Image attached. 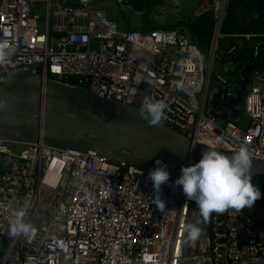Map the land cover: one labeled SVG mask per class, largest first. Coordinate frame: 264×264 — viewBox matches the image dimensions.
Returning a JSON list of instances; mask_svg holds the SVG:
<instances>
[{
	"label": "built area",
	"instance_id": "obj_1",
	"mask_svg": "<svg viewBox=\"0 0 264 264\" xmlns=\"http://www.w3.org/2000/svg\"><path fill=\"white\" fill-rule=\"evenodd\" d=\"M107 2L0 0V85L3 71L39 64L35 72L107 100L138 108L145 97L163 101L160 123L192 143L231 153L243 144L264 162V68L251 79L241 116L209 114L218 89L211 80L230 85L223 64L235 63L253 37L231 34L232 43L219 45L229 0H211L218 40L206 52L187 29L121 28L106 7L123 0ZM260 48L254 56L264 62ZM147 176L93 151L0 140V264H264V226L248 209L212 213L188 241L185 224L201 219L195 201L168 181L160 207ZM21 212L31 230L14 234Z\"/></svg>",
	"mask_w": 264,
	"mask_h": 264
},
{
	"label": "water",
	"instance_id": "obj_2",
	"mask_svg": "<svg viewBox=\"0 0 264 264\" xmlns=\"http://www.w3.org/2000/svg\"><path fill=\"white\" fill-rule=\"evenodd\" d=\"M162 2L169 7L183 9L190 32L193 10L203 0ZM143 11L148 15L145 8ZM152 20L164 22L158 15H153ZM192 38L198 45L196 36L192 35ZM217 40V32L213 31L212 44H216ZM256 43L264 44V39L246 41L244 47L247 50L241 56L235 55L238 60L229 63L231 65L223 64V79L230 80L229 86L222 87L220 80H211L210 84L218 89L211 94L209 114L216 119L237 118L236 106L241 100L243 103L255 72L264 68L262 59L254 56ZM256 52L260 53V50ZM38 66L30 64L3 71L6 79L0 85V140L42 142L56 149L93 151L107 162L133 166L146 172L155 167L154 161L158 159L167 166L169 182H174L180 175L182 166L195 164L202 152L210 148L192 143L162 123L150 126L139 115L140 108L137 106L107 100L82 87L43 76L34 71ZM237 85L242 89L235 93V97H227V91ZM251 171V183L258 187L261 196L245 209L264 226V162L252 158Z\"/></svg>",
	"mask_w": 264,
	"mask_h": 264
},
{
	"label": "clouds",
	"instance_id": "obj_3",
	"mask_svg": "<svg viewBox=\"0 0 264 264\" xmlns=\"http://www.w3.org/2000/svg\"><path fill=\"white\" fill-rule=\"evenodd\" d=\"M5 53L0 50V57ZM166 105L163 101H156L145 97L139 109V115L150 126L158 125L165 116ZM155 167L148 172L147 179L153 187V198L164 207L160 198L161 186L169 180L167 166L160 160L154 161ZM252 157L247 146L240 145L231 155L221 153L214 148H207L195 164L182 166L180 175L174 180V185L180 186L187 199L195 201L201 219L184 226L186 239L197 240L202 233L200 223L207 222L212 213H223L228 209L239 212L250 207L261 193L257 186L251 183ZM18 213L13 221L12 232L28 233L31 225L20 218Z\"/></svg>",
	"mask_w": 264,
	"mask_h": 264
},
{
	"label": "trees",
	"instance_id": "obj_4",
	"mask_svg": "<svg viewBox=\"0 0 264 264\" xmlns=\"http://www.w3.org/2000/svg\"><path fill=\"white\" fill-rule=\"evenodd\" d=\"M137 6V5H136ZM139 9L141 5L137 6ZM183 29L188 30V22L181 21ZM176 28V23L162 26L154 20H146V23L141 28L142 32H147L154 29ZM190 34L195 35L198 39V48L202 52L209 49L213 29L214 19L211 7L200 15L193 17L190 23ZM137 31L136 29H130ZM220 33L223 38L219 40L221 43H232L234 39L231 34L251 35L252 38H259L264 35V0H229L226 7V12L221 23ZM191 35V37H192ZM263 38V37H262ZM260 55L264 56V44H261Z\"/></svg>",
	"mask_w": 264,
	"mask_h": 264
},
{
	"label": "crops",
	"instance_id": "obj_5",
	"mask_svg": "<svg viewBox=\"0 0 264 264\" xmlns=\"http://www.w3.org/2000/svg\"><path fill=\"white\" fill-rule=\"evenodd\" d=\"M107 3L111 0H106ZM141 5L142 8L137 6ZM211 7V0H203L200 5L193 10V17L200 15ZM146 9L148 15H146L143 9ZM107 14L112 18H115L119 26L123 29H136L141 30V28L146 23V20H152L153 15H158L163 23H159L162 26H167L168 24L176 23V27L183 29V24L179 23L184 21V16L182 14L183 9L174 8L165 5L162 0H123L121 4L115 5L113 7H106ZM172 13H176L173 15ZM246 40L244 39V42ZM249 41L254 42L255 38L249 39ZM243 42V43H244ZM245 45V44H244ZM247 49L242 46V52Z\"/></svg>",
	"mask_w": 264,
	"mask_h": 264
},
{
	"label": "rangeland",
	"instance_id": "obj_6",
	"mask_svg": "<svg viewBox=\"0 0 264 264\" xmlns=\"http://www.w3.org/2000/svg\"><path fill=\"white\" fill-rule=\"evenodd\" d=\"M219 45H221V41L219 42ZM221 49V48H220ZM221 50H219V52H220ZM224 55V54H223ZM224 59H225V61H228L229 59H231V58H229L228 56H226V55H224ZM138 105H140V104H138ZM241 106H242V104H239V105H237L236 106V110H237V112L239 113V115L241 116L242 115V109H241Z\"/></svg>",
	"mask_w": 264,
	"mask_h": 264
},
{
	"label": "flooded vegetation",
	"instance_id": "obj_7",
	"mask_svg": "<svg viewBox=\"0 0 264 264\" xmlns=\"http://www.w3.org/2000/svg\"><path fill=\"white\" fill-rule=\"evenodd\" d=\"M241 80H242V76H241ZM235 88H236V92H237L238 90L242 89V86L237 85ZM243 94H244V92L240 94V97H242ZM240 104H242V100H241Z\"/></svg>",
	"mask_w": 264,
	"mask_h": 264
},
{
	"label": "bare ground",
	"instance_id": "obj_8",
	"mask_svg": "<svg viewBox=\"0 0 264 264\" xmlns=\"http://www.w3.org/2000/svg\"><path fill=\"white\" fill-rule=\"evenodd\" d=\"M200 141H202V139H201V138H199V139H198V142H200Z\"/></svg>",
	"mask_w": 264,
	"mask_h": 264
}]
</instances>
